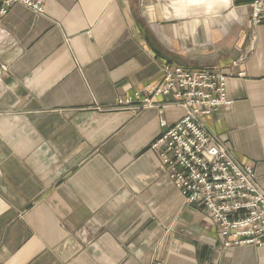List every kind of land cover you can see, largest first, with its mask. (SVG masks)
<instances>
[{
    "label": "crops",
    "instance_id": "0c3cea01",
    "mask_svg": "<svg viewBox=\"0 0 264 264\" xmlns=\"http://www.w3.org/2000/svg\"><path fill=\"white\" fill-rule=\"evenodd\" d=\"M252 1L45 0L0 17V264H264V243L222 246L150 148L159 118L184 108L170 96L116 106L157 84L164 62L225 73L231 103L202 122L264 188Z\"/></svg>",
    "mask_w": 264,
    "mask_h": 264
},
{
    "label": "built area",
    "instance_id": "2783aa9c",
    "mask_svg": "<svg viewBox=\"0 0 264 264\" xmlns=\"http://www.w3.org/2000/svg\"><path fill=\"white\" fill-rule=\"evenodd\" d=\"M44 3L45 0H0V17L16 4L42 13ZM263 18V1L254 0L250 24L254 26ZM5 70L0 60V78ZM160 74L157 84H146L132 95L119 96L117 108L138 111L153 106V98L165 96L179 103L185 114L172 124L160 117L164 131L151 144L159 153L165 173L180 190L186 205L209 214L223 247L263 244L264 188L252 166L240 162L202 122L204 116L230 105L227 75L211 68L190 69L170 62L162 63ZM162 110L161 105L159 114Z\"/></svg>",
    "mask_w": 264,
    "mask_h": 264
},
{
    "label": "rangeland",
    "instance_id": "374dc122",
    "mask_svg": "<svg viewBox=\"0 0 264 264\" xmlns=\"http://www.w3.org/2000/svg\"><path fill=\"white\" fill-rule=\"evenodd\" d=\"M253 1H254V0H253ZM253 1H252V2H253ZM196 69H198V68H196ZM1 75H2V74H1ZM149 84H152V83H149ZM226 95H227V94H226ZM119 109H130V108H123V107H121V108H119ZM215 113H216V112H215ZM212 114H213V113H212ZM155 141H156V140H154L153 143H154ZM150 148H151V146H150ZM151 149H152V148H151ZM153 150H154V149H153ZM166 175H167V174H166ZM168 178H169V177H168ZM169 179H170V178H169ZM170 181H171L172 184L174 185V183H173V181H172L171 179H170ZM260 185H261V184H260ZM174 186H175V185H174ZM175 187H176V186H175ZM176 188H177V187H176ZM177 189H178V188H177ZM178 190H179V189H178ZM179 192H180V190H179ZM180 193H181V192H180ZM181 195H182V194H181ZM182 197H183V195H182ZM183 200H184V197H183ZM184 205H185V206H188V205L185 204V201H184ZM202 210H203V209H202ZM205 213H206V212H205ZM207 214H208V213H207ZM208 215H209V214H208ZM221 244H222V243H221ZM261 245H262V244H261Z\"/></svg>",
    "mask_w": 264,
    "mask_h": 264
}]
</instances>
